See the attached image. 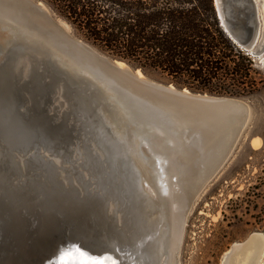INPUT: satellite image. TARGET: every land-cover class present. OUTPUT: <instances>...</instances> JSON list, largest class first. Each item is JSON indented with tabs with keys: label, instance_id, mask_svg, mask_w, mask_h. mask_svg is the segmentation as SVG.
I'll return each mask as SVG.
<instances>
[{
	"label": "water",
	"instance_id": "obj_1",
	"mask_svg": "<svg viewBox=\"0 0 264 264\" xmlns=\"http://www.w3.org/2000/svg\"><path fill=\"white\" fill-rule=\"evenodd\" d=\"M214 5L232 41L255 58L264 54L257 0ZM140 70L73 36L43 1L0 0V264H135L141 242L132 235L145 234L146 209L116 129L130 137L149 124L163 131L154 135L162 144L171 137L206 144L199 118L235 111L228 147L200 173L190 167L185 224L228 159L249 105L156 82ZM109 198L120 223L104 210Z\"/></svg>",
	"mask_w": 264,
	"mask_h": 264
},
{
	"label": "trees",
	"instance_id": "obj_2",
	"mask_svg": "<svg viewBox=\"0 0 264 264\" xmlns=\"http://www.w3.org/2000/svg\"><path fill=\"white\" fill-rule=\"evenodd\" d=\"M90 44L190 90L244 96L255 61L220 25L214 0H45Z\"/></svg>",
	"mask_w": 264,
	"mask_h": 264
},
{
	"label": "bare ground",
	"instance_id": "obj_3",
	"mask_svg": "<svg viewBox=\"0 0 264 264\" xmlns=\"http://www.w3.org/2000/svg\"><path fill=\"white\" fill-rule=\"evenodd\" d=\"M258 58L264 63L263 54ZM220 111L217 115L199 118L198 126L207 134L206 144H178V139L172 137L167 139V144H162L164 141L154 135L159 132L163 135V131L161 128H148L151 127L149 124L145 130L140 124L143 126L141 130L130 137H124L125 134L116 129L115 137L124 142L118 144L119 152L138 179V189L146 209L144 221L147 230L144 233L148 237L137 231L133 233L132 237L141 243L136 246V263L131 259L132 263L176 264L184 228L182 208L186 191L193 185L191 180L186 186L190 167L194 164L200 173L224 151L233 136L235 112L225 108ZM194 131L198 135L201 133ZM251 145L260 148L262 138L252 137ZM104 210L112 214L117 223L122 221L121 211L113 199H107ZM263 254L264 235L254 232L245 241L233 245L223 264H260Z\"/></svg>",
	"mask_w": 264,
	"mask_h": 264
},
{
	"label": "rangeland",
	"instance_id": "obj_4",
	"mask_svg": "<svg viewBox=\"0 0 264 264\" xmlns=\"http://www.w3.org/2000/svg\"><path fill=\"white\" fill-rule=\"evenodd\" d=\"M40 1L51 8L45 0ZM257 2L263 8L261 23L264 31V0ZM57 17L68 32L85 40L67 20ZM252 58L255 61L252 77L256 90L249 95L232 96L249 105V117L228 159L186 214L176 264H221L223 256L233 245L245 241L254 232L264 235V64L258 58ZM140 71L156 82H170L159 71ZM191 91L219 95L202 90ZM235 120L237 122V112ZM235 132L236 124L233 135ZM254 136L262 138L261 148L254 149L250 145ZM132 261L136 263L135 259ZM260 264H264V254Z\"/></svg>",
	"mask_w": 264,
	"mask_h": 264
},
{
	"label": "crops",
	"instance_id": "obj_5",
	"mask_svg": "<svg viewBox=\"0 0 264 264\" xmlns=\"http://www.w3.org/2000/svg\"><path fill=\"white\" fill-rule=\"evenodd\" d=\"M250 145H251V139H250ZM252 146V145H251ZM253 148V147H252ZM261 148V147H260ZM254 149H258V148H254Z\"/></svg>",
	"mask_w": 264,
	"mask_h": 264
},
{
	"label": "snow or ice",
	"instance_id": "obj_6",
	"mask_svg": "<svg viewBox=\"0 0 264 264\" xmlns=\"http://www.w3.org/2000/svg\"><path fill=\"white\" fill-rule=\"evenodd\" d=\"M77 250H78V249H77ZM61 264H63V260H62Z\"/></svg>",
	"mask_w": 264,
	"mask_h": 264
}]
</instances>
